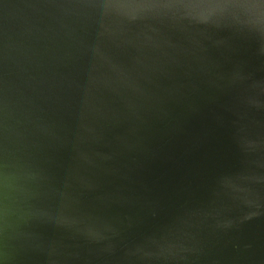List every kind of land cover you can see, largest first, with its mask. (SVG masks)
<instances>
[{"label": "water", "instance_id": "obj_1", "mask_svg": "<svg viewBox=\"0 0 264 264\" xmlns=\"http://www.w3.org/2000/svg\"><path fill=\"white\" fill-rule=\"evenodd\" d=\"M0 264H264V0H0Z\"/></svg>", "mask_w": 264, "mask_h": 264}]
</instances>
